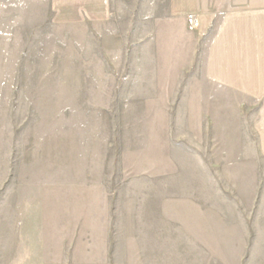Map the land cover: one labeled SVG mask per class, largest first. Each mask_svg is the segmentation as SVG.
<instances>
[{"label":"rangeland","instance_id":"374dc122","mask_svg":"<svg viewBox=\"0 0 264 264\" xmlns=\"http://www.w3.org/2000/svg\"><path fill=\"white\" fill-rule=\"evenodd\" d=\"M167 9L57 25L49 0H0V264L238 261L257 103L185 86Z\"/></svg>","mask_w":264,"mask_h":264},{"label":"crops","instance_id":"0c3cea01","mask_svg":"<svg viewBox=\"0 0 264 264\" xmlns=\"http://www.w3.org/2000/svg\"><path fill=\"white\" fill-rule=\"evenodd\" d=\"M134 1L49 0L50 17L57 25L97 26L111 21L115 6ZM167 10L192 37L191 43H176L177 53L181 46L186 55L182 78H191L185 86L218 87L257 103V152L264 159V0H168ZM188 15L197 19V30H190ZM255 202L253 215L246 217L247 230L239 233L235 264H264V182Z\"/></svg>","mask_w":264,"mask_h":264},{"label":"built area","instance_id":"2783aa9c","mask_svg":"<svg viewBox=\"0 0 264 264\" xmlns=\"http://www.w3.org/2000/svg\"><path fill=\"white\" fill-rule=\"evenodd\" d=\"M186 23L192 30H197L199 28V23L194 15H188L186 17Z\"/></svg>","mask_w":264,"mask_h":264}]
</instances>
